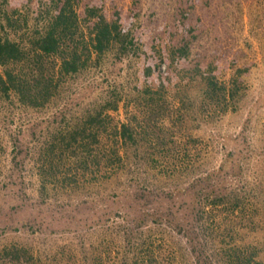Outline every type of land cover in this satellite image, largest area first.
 <instances>
[{"label": "rangeland", "instance_id": "rangeland-1", "mask_svg": "<svg viewBox=\"0 0 264 264\" xmlns=\"http://www.w3.org/2000/svg\"><path fill=\"white\" fill-rule=\"evenodd\" d=\"M71 1L78 44L92 36L87 7L118 20L135 44L72 79L55 76L44 107L0 103V264H140L150 239L119 244L129 214L158 228L160 257L142 264L264 261V0ZM48 3L0 0V16L16 40H32ZM57 64L45 60L51 73ZM114 99L109 146L130 122L139 147L98 181L92 138L81 153L66 135Z\"/></svg>", "mask_w": 264, "mask_h": 264}, {"label": "trees", "instance_id": "trees-1", "mask_svg": "<svg viewBox=\"0 0 264 264\" xmlns=\"http://www.w3.org/2000/svg\"><path fill=\"white\" fill-rule=\"evenodd\" d=\"M48 5L50 7L43 13L42 25L35 27L32 40L28 41L16 40L13 37L16 33L14 24H12L13 21L9 16H0L1 104L20 105L26 108L44 107L52 101L56 88H58V86L53 85L55 76L56 79L67 81L68 78L72 79L86 70L91 63H102L107 53L116 50L120 54L126 55L134 47V41L128 40L129 36L118 20H106L101 10L96 7L85 9V20L90 21L92 24L90 41L86 43L87 45L78 44L75 38L79 32V18L73 8L72 1L49 0ZM46 59L58 62L56 72L51 73L49 68H45ZM24 67L29 68V73L23 74L21 72ZM150 73V67L147 65L144 76L150 78ZM214 87H216V84L213 80L207 82V91H211ZM234 92L236 91L232 85L228 97H234ZM142 96H144V93ZM117 101L118 99L105 101V106H101L97 114L88 116L87 120L83 121L81 119L76 122L71 128L72 134L68 133L66 135L70 139V143L80 142L81 147L84 148L81 153H86L89 140L92 138V143L96 145V151H98L95 155L98 167V177L96 179L98 181L105 179L99 173L101 171L107 173L111 162L113 163L111 173L116 177L118 172L115 170L114 164L120 165L124 162L128 148L139 147L135 129L130 122L122 124L118 133L116 131V137H118L115 141L116 146H109L107 142L108 122L105 112L116 109L114 104ZM107 147L112 149L109 153L105 151ZM70 157H74V154ZM84 158V163H86L88 156L86 158L85 155ZM87 171H89L87 167H84L82 173ZM216 199H219V196ZM203 211L205 210L203 209ZM158 216L160 215H152L153 223H158V219H156ZM175 222H177V219ZM124 223L120 229L121 236L119 235L121 238L119 244L124 248L137 246L139 240L147 242L150 239L151 248L141 258L140 264L149 257L154 259L160 257L155 256V252L152 250V238L156 235H153V233L158 228L141 226L142 222L137 218L134 219L131 214L126 217ZM188 247L194 250L195 242L190 241ZM13 254L16 253L13 252ZM98 255L101 256V252H98ZM237 259L239 264H264L262 260L247 259L243 254ZM137 261H139L138 258L134 262L137 264Z\"/></svg>", "mask_w": 264, "mask_h": 264}]
</instances>
